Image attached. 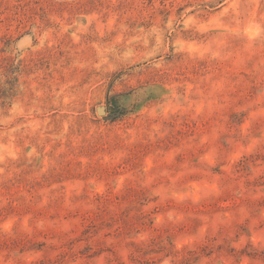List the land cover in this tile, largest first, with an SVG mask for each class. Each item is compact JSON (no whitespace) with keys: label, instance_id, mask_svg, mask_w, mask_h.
Masks as SVG:
<instances>
[{"label":"rangeland","instance_id":"obj_1","mask_svg":"<svg viewBox=\"0 0 264 264\" xmlns=\"http://www.w3.org/2000/svg\"><path fill=\"white\" fill-rule=\"evenodd\" d=\"M0 264H264V0H0Z\"/></svg>","mask_w":264,"mask_h":264},{"label":"water","instance_id":"obj_2","mask_svg":"<svg viewBox=\"0 0 264 264\" xmlns=\"http://www.w3.org/2000/svg\"><path fill=\"white\" fill-rule=\"evenodd\" d=\"M97 112H98L99 114H103V113H105L104 107H103V106H99V107H97Z\"/></svg>","mask_w":264,"mask_h":264}]
</instances>
